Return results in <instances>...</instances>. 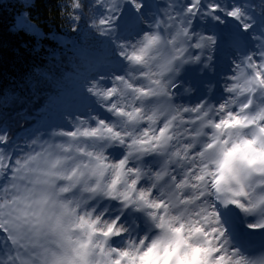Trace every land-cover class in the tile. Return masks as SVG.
Returning <instances> with one entry per match:
<instances>
[{
	"label": "snow or ice",
	"instance_id": "6c2138e0",
	"mask_svg": "<svg viewBox=\"0 0 264 264\" xmlns=\"http://www.w3.org/2000/svg\"><path fill=\"white\" fill-rule=\"evenodd\" d=\"M128 2L134 4L136 9L142 7L137 0H128ZM94 4L99 5L103 12L97 11L94 14L98 23L91 26L101 36L111 39L110 33L114 29V22L118 19L116 14L119 11V0H99L98 4L97 0H94ZM106 4L109 6L105 7ZM74 10L80 11L79 0H76ZM165 16L166 19H161L159 23L149 25L152 30L136 31L137 36L147 33L144 35L146 42L141 48V53H146L160 44L163 36L168 37L167 43L178 45L173 49L176 55L162 64L161 69H166L175 60H183L187 55L195 56L199 60L201 57L197 53L204 46V42L215 40L216 44L218 43V34L206 36L197 33L193 27L194 20L210 19L222 24L224 19L233 18L237 22L240 33L247 38H242L240 34L227 33L225 40L229 47L240 49L247 47L253 32L259 29V35L255 37L258 45L253 52H244L241 63L236 66L237 72L232 76L233 87L227 89L229 93L239 91L243 100L231 101L233 110H228V105L221 103L215 109L204 110L202 115L200 107L191 109L195 116L190 115L189 109H184L179 116L173 115L171 119L158 122L153 112L146 118L147 121L156 123L153 130L145 126V118L141 115L144 111V102H140L138 106L136 103H129L128 100L130 97L132 100L140 101V97L153 96L154 90L150 85H160L162 80L151 79L149 85H144V81L156 75L155 73L145 72L141 76L133 77L117 75L115 80L119 81V85L113 81L104 85L101 78H94L97 86L102 89L97 95H102L105 101L99 106L107 115L90 116L81 120V127L73 131H61L59 135L71 138L102 137L123 145L129 150L125 158L119 159L115 165H109L100 156H95V159L101 162L93 170L94 175H105L102 171L104 168L114 167L116 169L110 188L119 185L123 177L128 174L127 166L130 161L127 156L137 155L138 152H156V156L159 157L172 155L178 162L173 164L169 159L166 170L154 173V180L159 182L161 187L175 179L177 183L173 187L196 189L195 199H203L200 185L211 177L209 183L217 193L223 190V185H228L227 190L233 197H248L246 182L254 174L264 176V124L258 123L264 121V17H261L258 23H254L257 22L256 18L243 5L224 4L219 0H188L185 4L173 6V10L166 12ZM80 18L79 14L72 17L73 20H80ZM140 23L142 21L139 17L138 24ZM161 24H164L165 28H161ZM123 46L122 43L116 44V48ZM180 53L184 55L181 56ZM115 55L120 58L123 53L116 51ZM133 58L142 61L144 56L134 53ZM159 74L164 73L162 71ZM86 91L92 93L93 89L88 88ZM156 94L167 96L168 92L165 88ZM155 102L154 100L148 101L149 104ZM213 111L222 112L225 115L211 119L209 117ZM117 117L124 118L128 122L139 120L142 127L137 131L140 135L125 128L123 121ZM206 118L207 122L201 124V121ZM177 122L183 124L190 134L183 147L173 143L174 137L171 132ZM84 124L88 126L84 127ZM189 125L193 127H188ZM249 127L253 128V131L241 134L235 141L232 140L231 132H227V139L222 138L229 129ZM201 128L204 131H201ZM209 128L214 130L212 134H208L207 129ZM192 133L195 134L192 135ZM248 135L252 137V140L244 138ZM6 140L7 137L0 135V144ZM230 142L233 145L231 148L228 147ZM241 144L248 145V151L241 155H234L235 150ZM134 149L138 151H133ZM164 149L167 151H163ZM65 150L69 151L70 148H65ZM6 159L14 163L13 168L6 167ZM35 159V155L30 158V160ZM179 161H184V163H179ZM29 162L22 163L19 159L13 162L11 157H6L4 151L0 150V177L6 170L11 171L9 183L16 189L15 196L17 197L12 200L11 204H5L3 203L5 193H8L9 189L8 187L0 189V251H3L6 256V259H0V264H32V252H36L40 257V264H93L89 259L93 254L90 249L93 248L98 250L100 256L96 264H169V262L171 264H193V262L195 264H233L219 244L213 246L216 240L215 233L219 232L223 236V231L212 229L211 232H206L196 220L191 221L190 225L181 222L180 226L176 227L174 221H179L180 217L168 216L167 209L170 205L160 199L155 201L151 199L158 189L141 190V184L147 182L146 179H140L144 175L142 169L148 168L149 174H152L154 169L147 165L145 160L141 167L132 168L131 175L134 178L124 183V190L120 194L126 199H138L146 207L156 210L151 215L157 221L156 227L161 230V235L154 239L145 236L138 241L129 240L126 248L109 245L108 237L121 235V232L115 231L114 223L106 225V230L98 229L96 225L99 219L91 221L87 219V213L84 216L76 215L67 204L59 205L62 209L59 214H50L47 211L48 197L43 193L37 199L34 190L29 192L28 188H24V194L21 195V189L16 184L17 177L14 174L28 168ZM167 171H172V175L168 176ZM233 183L236 184V188L231 187ZM256 187L261 191L250 198L247 205L235 198L218 202L242 209L244 212L259 210L261 215H264V180L257 183ZM67 190V188H61L60 192ZM179 196L180 200L177 203L190 204L193 200L187 192H181ZM6 207L7 213L5 212ZM25 209L32 210L29 212ZM161 209L164 210L163 213L159 211ZM66 216H75V221L65 223ZM208 216L220 217V213L210 211L203 218L207 220ZM6 219L7 223H5ZM249 227L264 228V222L249 224ZM77 228L84 231L87 239L73 238L72 232ZM185 232L188 233L187 236L184 235ZM97 234L105 239L99 243H93V238ZM194 239L201 242L192 243ZM111 243L115 245V239ZM13 252L15 256L12 255ZM233 255H235V250Z\"/></svg>",
	"mask_w": 264,
	"mask_h": 264
},
{
	"label": "clouds",
	"instance_id": "9594fccd",
	"mask_svg": "<svg viewBox=\"0 0 264 264\" xmlns=\"http://www.w3.org/2000/svg\"><path fill=\"white\" fill-rule=\"evenodd\" d=\"M76 0H69L70 8L75 9ZM80 3V12H84L85 3L84 0H79ZM99 0H97V4ZM137 3L142 5V0H137ZM109 5H105L107 7ZM139 15L143 13L139 12V8L136 9ZM91 25L98 23V21L89 16ZM161 19H156L152 21V25L159 23ZM161 28H165L164 24H161ZM147 33L135 36L132 39H125L122 43L123 47H118L116 51L118 53H123L120 59L123 61L124 71L122 73L112 72L108 75H102L100 78L104 80L107 78L109 81H113L116 85H119V81L115 80L117 75L125 77L141 76L145 72L155 73L156 75L150 76L148 80L144 81V85H149V80L158 79L162 80L160 85H150L154 90V95L149 97H140V101L132 100L129 97V103H136L139 106L140 102L143 103L144 111L141 114L145 118V126L152 128L153 130L156 127L155 122L147 121V117L152 115L153 112L156 114V121L171 119L173 115L179 116L183 113L184 109H189L190 115L195 116V113L191 112V109L200 107L202 108L201 115L204 110L209 108L215 109L219 104H227L228 110L232 109L233 100H243V96L240 95L239 91L234 93H229L228 88L233 87L234 81L232 80L225 88V98L222 102L217 104L211 99L212 89L215 87L214 84H206L205 87L209 90V95L205 96L199 102L189 106L178 102L177 92H173V88L177 87L179 84H183L181 76L187 65H200V71L203 74L206 69L208 72L214 71L213 57L211 55L212 51L216 48L217 44L215 40L204 42V46L200 49V52L197 53L200 55V59L197 60L195 56L187 55L184 56L183 60H175L170 64L166 69H161V65L166 61L171 60L176 53L173 51L174 48L178 45H173L167 43L168 37L163 36L161 43L156 47L149 49L146 53H141V48L145 44L144 35ZM143 55L144 59L142 61L133 58V54ZM207 53V55H206ZM183 56V53H180ZM163 71V75H160ZM242 82V81H241ZM86 89L91 88L93 92L90 93L94 98L95 102L98 105L105 103L102 95H97L102 89L97 86V81L94 80L85 86ZM190 87V85L188 86ZM167 89V96H161L156 93H159L163 89ZM195 91V89H193ZM89 93V92H88ZM154 100L155 103L149 104L148 101ZM99 115L93 114L90 116ZM115 115V114H113ZM225 113L213 111L210 113L211 119H217L223 117ZM243 115V114H242ZM89 116V117H90ZM117 119L123 121V126L129 129L131 132L136 135H140V132L137 129L141 128L139 120L128 122L124 118L117 117ZM81 120H76V126L74 130L78 127H81ZM207 118L201 121V124L206 123ZM258 123L264 124V121H259ZM87 127V124L83 125ZM188 127H193L189 125ZM73 131V130H71ZM201 131H204L201 128ZM213 129H207L208 134L213 133ZM253 131V128H244V129H229L225 132L223 139H227V132L232 133V140L235 141L239 138L241 134L250 133ZM56 129L49 131L48 129H41L36 133V135L28 141V151L19 158L23 162H29L28 168H24L22 172H17L14 175L17 177L16 184L20 186L21 195H23V189L28 188L29 192L35 191L36 198H40V194L43 193L48 197L47 211L50 214H59L62 209L59 207L61 203L67 204L76 215L84 216L87 213V219L95 221L99 219V223L96 225L98 229L106 230L105 226L108 224H115V231L121 232L119 237H108V242L110 246L112 245V240L114 239H124L126 241L125 245L120 246L121 248H126L129 240L138 241L145 236L150 238H156L161 235V230L156 227L157 221L152 218V213L156 210L148 208L145 204L138 199L129 198L126 199L120 193L124 190V183L128 180L134 178L131 175L133 167H141L142 162L146 157H151L156 155V152H138L137 155L127 156V159L130 161L127 166L128 174L123 177L122 182L117 185L115 188H110L114 173L116 169L114 167L104 168L102 171L105 175H94L93 170L96 168L97 164L101 161H97L95 156H100L103 161H106L109 165H115L119 162L115 156H113V149L122 148L124 150V155L122 158H125V155L129 151L124 148L123 145H120L112 140H105L102 137H83L78 136L76 138H71L67 136H60ZM171 134L174 137L173 143L178 144L183 147V144L190 135L183 124L177 122L172 128ZM195 133H192L194 135ZM245 139L252 140L250 135L245 136ZM63 145V147H61ZM232 142L229 143L228 147L231 148ZM254 146V145H253ZM65 148H70L69 151H66ZM249 146L241 144L236 150L234 155H241L248 151ZM133 151H138L134 149ZM159 151V150H158ZM163 151H167L164 149ZM92 153L93 155H88ZM36 156L35 160H30L32 156ZM159 157V156H158ZM120 158V159H122ZM161 162L158 168L152 170V174H149L148 168H143L142 172L144 175L140 177L141 180H147L146 183L141 184V190L152 191L154 188L158 189V192L154 194L151 199L153 201L160 199L165 201L170 207L167 209L168 216H179V221H174L176 227L180 226V223L183 222L185 225H190L191 221L196 220L199 222V226L203 227L206 232H211L212 229H220L224 232V235L221 236L219 232L215 233L216 240L213 246L219 244L224 251L229 256L230 260L239 262V264H264V253L259 254V258H256L252 254L245 252L241 247L236 246L235 241L229 234L225 225L221 221V217L208 216V219L205 220L203 217L208 215L210 211H218L219 206L228 207L231 205H223L218 201H223L226 199H240L243 203L247 205L248 200L255 195L259 194L261 189L256 187V184L264 180V176L259 174H254L250 180L246 182V190L249 193L248 197L240 196L233 197L231 192L227 190L228 185H223V190L220 193H217L214 188L211 186L209 181L211 177L206 179L201 185L200 189L203 192V199H195L196 189L184 188L180 189L173 187L177 183L175 179L168 181L164 186H160V183L154 180V173L167 169V161L172 160L173 164H177V160L174 156L169 155L168 157H160ZM57 161L59 163L57 164ZM179 163H184V161H179ZM6 165V161H5ZM168 176L172 175V171H167ZM64 177H68L67 179ZM39 181V182H37ZM207 185V187H205ZM232 188H236V184H231ZM61 188H67L66 192H60ZM9 192L5 193V198L3 203L11 204L15 196L16 189L12 187L11 184L8 186ZM187 192L192 197L193 200L190 204L177 203L180 200L179 193ZM107 202V204H105ZM115 202L118 205V208L114 211L119 212V215L112 216L110 214L111 205ZM104 205V207H101ZM15 207V205H13ZM236 208V207H235ZM203 209V211H201ZM246 219L253 218L250 224H260L264 222V215H261L260 211L253 212H244L242 209L236 208ZM32 209H25V211H31ZM8 209L5 208L7 213ZM163 213V209L159 210ZM127 212L140 213L142 214L149 222L151 226V231L144 234L142 237L137 233L136 228L132 224L122 222L121 216ZM199 213V215H195ZM65 223L69 221H75V216H66ZM7 223V219L5 220ZM253 229V228H252ZM264 230V228H259ZM187 232L184 233L187 236ZM74 239H87L84 234V231L77 228L72 232ZM105 238L97 234L93 238V243H99ZM194 239L192 243H198ZM235 250V255L233 251ZM93 253L89 259L96 264L100 260V256L97 249H90ZM15 256V252L12 253ZM71 255V253H70ZM32 264H40V257L36 252L31 254ZM171 264V262H169ZM195 264V262H193Z\"/></svg>",
	"mask_w": 264,
	"mask_h": 264
},
{
	"label": "trees",
	"instance_id": "16d2710c",
	"mask_svg": "<svg viewBox=\"0 0 264 264\" xmlns=\"http://www.w3.org/2000/svg\"><path fill=\"white\" fill-rule=\"evenodd\" d=\"M126 1L119 0V21L134 19ZM142 1L164 12L188 2ZM239 1L256 18L254 23L264 17V0ZM84 3L80 12L70 8L69 0H0V135L7 137L0 150L13 162L28 151V141L41 129L69 131L67 119L79 115L87 100L83 83L94 71L109 66L105 60L111 43L89 20L103 9L94 0ZM75 14L80 20L72 19ZM194 23H204L203 30L211 26L209 19ZM6 167L13 168L14 163L6 159ZM11 175L6 170L0 177V189L9 186Z\"/></svg>",
	"mask_w": 264,
	"mask_h": 264
},
{
	"label": "rangeland",
	"instance_id": "374dc122",
	"mask_svg": "<svg viewBox=\"0 0 264 264\" xmlns=\"http://www.w3.org/2000/svg\"><path fill=\"white\" fill-rule=\"evenodd\" d=\"M128 5H130L133 8L134 12V19L130 17L129 19H122V20H116L115 27L110 33L111 39L108 38V40L111 43L110 51L111 53L108 54L107 62L109 66L107 68H104V71H94L93 74L91 73L89 77L86 79V81L83 83L84 91L87 93L85 96L87 98L84 109L81 110V113L79 115H73L70 119H67L69 122L66 128L71 127L69 131L74 130V127L76 126V120H83L87 119L90 115L93 114H99L101 116H106L107 114L103 111V109L100 108V106L95 102L94 98L91 96L90 93L86 91V85H88L90 82L94 81L95 79H99L102 75H108L112 72L116 73H122L124 71V65L123 61L115 55L116 52V44L123 43L124 40L132 39L133 37L137 36L136 31H150L152 30L149 25L152 23V21L156 19H166L165 13L162 9V7H156L155 5L151 4H143L142 1V7L140 8L139 12L143 13V15H139L134 4L129 3L126 1ZM239 0H234V2L231 3V5H239ZM145 8V10H143ZM122 9V4L119 5V11ZM118 19H120L119 12L116 14ZM139 17L142 21L140 25L138 24ZM211 22V21H210ZM212 23V29L213 31L209 30L208 28L205 29L206 35H213L218 34V39H221L224 37V32L226 33H236L240 34L242 38L246 39L247 37L244 36L242 33H240V30L237 26V22L231 18L228 17L223 20L222 24H218L216 21L211 22ZM233 24V25H232ZM204 23H193V27L196 29V32H201L202 29H204ZM130 26H133L130 28ZM210 28V27H209ZM126 29H128L126 31ZM134 29V30H133ZM255 33V35H254ZM258 33V34H257ZM259 35V29L256 32H253L252 37H250L248 41V45L244 49H240L238 47H229L227 42H224V46L227 47L226 50H220L218 46L212 51L211 55L213 57V64H214V71L208 72L206 69L204 70L203 74L200 71V65H187L185 66V70L181 76V79L183 81V84H180V86L177 89H173V92H177V100L178 102L185 104V105H193L196 102H199L202 98L200 97V90L197 88L196 83L197 79H203L205 80L206 84H214L215 87L212 89V92L216 94L217 98V104L223 101L225 98V88L228 84L232 81V76L237 72L236 66L241 63V60L243 59L244 52H253L258 45V40L255 38ZM226 41V40H225ZM221 43V42H219ZM217 43V45L219 44ZM207 55V53H206ZM95 78V79H94ZM109 80L105 78L103 80L104 85L109 84ZM190 85V87H188ZM195 89V91H193ZM206 89H208L206 87ZM113 156H115L117 159L122 158L124 155V150L122 148H117L111 150ZM145 162L147 165L152 166L154 169L159 167V164L161 162V158L153 155L151 157H146ZM107 204V202H105ZM117 204L115 202L112 203L110 214L112 216L119 215V212L114 211L118 208L114 207ZM101 207H104V205H101ZM234 207V206H233ZM234 213L232 215L233 220L235 223L239 224L240 226L244 227L243 229L247 233H255V231L261 230L259 228L252 229L249 227L250 222L253 218H245L235 207H234ZM121 221L130 223L133 225L134 228H136L137 233L142 237L144 234L151 231V226L148 222V220L140 213H133L129 212L128 215L121 216ZM143 222V223H142ZM126 241L124 239H115V246H123L125 245ZM0 259H6V256L3 251H0Z\"/></svg>",
	"mask_w": 264,
	"mask_h": 264
}]
</instances>
